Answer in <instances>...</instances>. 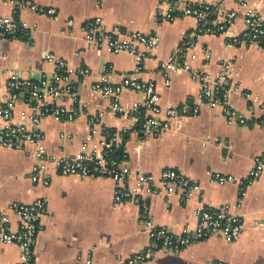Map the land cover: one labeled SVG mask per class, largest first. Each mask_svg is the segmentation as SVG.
<instances>
[{"label": "crops", "instance_id": "obj_1", "mask_svg": "<svg viewBox=\"0 0 264 264\" xmlns=\"http://www.w3.org/2000/svg\"><path fill=\"white\" fill-rule=\"evenodd\" d=\"M38 4L57 8V17L40 15L31 10L22 11L18 18L27 23L33 34V43L14 39L0 45V92L6 94V82L12 72L23 77L40 79L51 74L55 65L42 62L44 51L52 52L73 67L87 68L90 75L78 86L81 100L79 117L75 121L57 120L47 116L42 120L44 145L57 154L75 153L84 140L96 130L100 137L103 128H133L136 120L131 115H117L110 109V100L92 92L91 85L99 79L105 67L111 66V79L119 82L124 74L135 69L134 57L127 53H111L105 48L88 45L83 37L85 20L100 16L106 28L113 26L159 36L154 55L144 62L140 77L153 80L163 106L171 104L200 107L196 115L178 119L162 136H144L135 131L127 134L125 151L134 172L159 174L165 168H175L197 180L201 194L185 201L178 194L154 195L149 203V216L155 226L179 232L185 223L194 226V212L199 200L214 206L230 204L232 211L245 215V228L234 243L221 236L199 241L179 250L161 249L151 239L144 214L132 203L115 206V182L109 178L70 180L60 176L54 168L48 186L36 184L31 172L37 162L36 146L29 151L0 146V207L12 202L30 203L38 197L48 201V213L42 217L36 247L38 264H121L131 254L154 246L152 259L141 264H211L223 260L229 264H264V174L249 185L244 194L237 182L224 185L210 181L207 171L214 170L245 178L256 155L264 153V126L256 118L246 124H228L220 109H211L200 100L199 82L189 70L171 71L169 84L161 73L162 63L180 44L188 31L197 30V20L177 17L173 21L156 22L160 0H35ZM220 2L221 0H194ZM230 8L239 10V16L223 33H206L196 42L190 56L194 68L215 75L224 60L234 65L230 71L234 89L233 106L249 115L254 99L264 98V47L259 45L229 44V40L244 29L241 2H247L264 15V0H224ZM13 7L0 3V16L11 15ZM74 20L71 32L67 21ZM205 50L210 51V59ZM15 121H24L23 113L31 114L25 102V92L19 95ZM141 92L125 89L121 101L131 108L141 101ZM260 116L264 111L257 107ZM100 122L93 126L90 119ZM134 177L131 185H134ZM242 206L237 207L238 200ZM13 227L17 226L15 217ZM19 249L0 240V263L16 264Z\"/></svg>", "mask_w": 264, "mask_h": 264}, {"label": "built area", "instance_id": "obj_2", "mask_svg": "<svg viewBox=\"0 0 264 264\" xmlns=\"http://www.w3.org/2000/svg\"><path fill=\"white\" fill-rule=\"evenodd\" d=\"M13 7L11 15L0 16V45L8 40L23 39L33 43V34L27 23L18 16L24 10H31L40 15L57 17V8L38 4L35 0H0ZM244 29L229 40V44L259 45L264 47V15L256 8L242 1ZM239 16V10L230 8L224 0L220 2H197L194 0H160L156 22L173 21L177 17H192L197 20V30L184 34L180 44L171 53L169 59L162 63L161 73L169 84L170 72L189 70L199 82V97L203 104L211 109H220L228 124H246L253 117L264 126V113L258 116L257 107L264 111V98L253 100L249 106V115L238 111L231 101L234 84L230 71L234 63L224 60L221 70L209 74L205 70L194 68L190 56L196 47L197 39L206 33H223L234 24ZM68 32L74 26V20L67 21ZM85 42L96 48H105L111 53L127 52L134 57L135 69L121 77L116 82L111 79L113 69L105 67L99 79L91 85L92 92L101 94L110 100V109L117 115H131L136 120L133 128L123 129L103 128L100 137H95L96 130L82 142L80 149L72 154H57L44 145V134L41 130L42 120L51 116L57 120L75 121L81 110L80 81L90 75V70L84 67L76 68L52 52L44 51L42 62L55 65L54 71L48 76H42L39 81L12 72L6 82V94L0 92V146L9 149L29 151V146H36L34 155L37 162L32 169L31 179L36 184L48 186L52 175L50 168L70 180L87 178H109L115 182L113 203L115 206L132 203L141 208L147 215L145 223L151 239L161 249L182 250L191 244L221 236L227 242H237L245 228V215L232 211L230 204L214 206L205 203L202 198L194 212V226L183 224L179 232H173L167 227L155 226L149 216V203L154 195L167 196L178 194L185 201L197 193L201 194L200 183L175 168H165L159 174L150 172H134L129 164L125 151L127 134L135 131L144 136L158 137L168 132L174 123L187 115H196L199 106L181 108L171 104L163 106L160 103V93L155 81L143 80L140 73L147 58L154 55L159 44V36L145 34L113 26L106 28L100 16L85 20L83 26ZM206 58L210 59V51L205 50ZM125 89H132L143 94L141 101L134 102L127 108L121 101ZM25 92V102L31 109V114L23 113L24 121H15V109L19 104L21 93ZM96 126L100 119H90ZM264 174V153L256 155L249 174L245 178H237L232 174H224L208 170L207 175L212 182L226 184L237 182L242 194L245 189L258 182ZM134 177V185L131 180ZM239 199L237 207L242 206ZM48 213V201L38 197L30 203L12 202L0 207V240L5 244H13L19 249V260L16 264H38L36 247L40 234V223ZM17 226L13 227L14 218ZM156 253L154 246H148L134 252L121 264H141L153 258ZM1 264V263H0ZM86 264H91L89 256ZM211 264H229L216 260Z\"/></svg>", "mask_w": 264, "mask_h": 264}, {"label": "trees", "instance_id": "obj_3", "mask_svg": "<svg viewBox=\"0 0 264 264\" xmlns=\"http://www.w3.org/2000/svg\"><path fill=\"white\" fill-rule=\"evenodd\" d=\"M37 81H39L38 79H36Z\"/></svg>", "mask_w": 264, "mask_h": 264}]
</instances>
